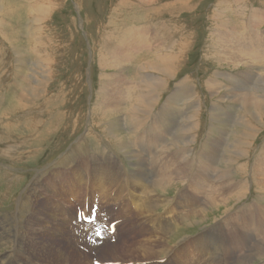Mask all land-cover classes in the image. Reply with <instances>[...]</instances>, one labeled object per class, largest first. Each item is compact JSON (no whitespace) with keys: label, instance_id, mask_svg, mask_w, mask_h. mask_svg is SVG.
I'll return each mask as SVG.
<instances>
[{"label":"rangeland","instance_id":"374dc122","mask_svg":"<svg viewBox=\"0 0 264 264\" xmlns=\"http://www.w3.org/2000/svg\"><path fill=\"white\" fill-rule=\"evenodd\" d=\"M31 2V10H26V7H22L28 4L26 0H0L1 264H28L24 257H20L18 260L15 259L14 255L4 257L5 254H9L13 250L12 239L16 237V234L21 239L27 237L28 234H26L25 229L29 235L33 230L38 229L40 236L37 239L49 242L50 238H46L40 233V228L45 229V224L38 218H44L48 214L54 221L48 225L47 230L53 236L51 241L58 245L59 253H63V250L68 253V259L66 262L62 254L56 259L55 253H53V255L41 257L39 262L44 264H92L95 258L105 262L113 260L112 258L142 257L140 254L136 255L134 252L127 251V247H125V251L117 250V252L113 251L115 248H110L100 257L89 252L91 242L83 237L84 226H78L72 222L76 219L77 208L85 207L79 204L71 196V193L65 194L66 190L63 187L64 184L71 186L70 182L75 183L77 176L75 177L73 171L80 167L78 163L82 159L88 158L94 162V158H109L110 165L111 162L120 161L125 166V171H129V168L135 167V153L140 148L137 154L143 158L142 164H148L147 175L152 177L155 173L156 178H162L160 177L162 162H165V159L162 158L163 154L159 156L156 149L149 147L147 140H150L152 135L149 131L150 128H148L149 124L135 127L129 118L130 110H127V114L114 115V120L110 121H107L110 118H101L98 112L97 95L100 94L99 90L102 87L100 86L101 77L108 79L116 74L112 67L104 68L102 65V68L101 62L113 63L118 60L116 56L121 44L118 37L121 34H138L143 45V54L140 55L141 61L137 58L131 61L128 66L124 63L122 69L127 66L130 73L132 75L136 73L137 76L145 72L142 79H146V76L154 79V75L165 78L167 75L165 73L161 75V72L158 71L141 70L139 64H145L146 60L155 59V63H159V59L170 61L172 62L171 67L177 69L175 75L165 80V86L157 92L160 95L155 108H153L156 117H159L160 112L165 109L164 106L172 92L178 90L180 92L182 88L180 83L183 79L187 81V86L184 87L186 92L189 95L193 93L197 98L196 103L201 104V111L197 112V108L194 106L196 103L191 104L189 100H179L176 105L181 101L182 106L178 105L180 106L179 109L173 108L172 111L174 110L175 113H172L171 116L166 115L168 119H178L180 123L184 120L192 123H189L194 127L192 131L190 130V134L194 135L193 137L196 139L193 142V151H189L192 158H196V154L201 148L207 149L205 145H209L213 136L216 137L220 125L213 120L212 112L224 115L233 114L234 123L236 122L238 125L233 123L234 126L232 125L229 130L221 133L222 137L224 135L230 141L227 149L226 143L223 144L221 154L226 152L229 154V150H232L234 155L230 156L229 159H227L228 156H225L223 161L218 163L221 169L217 170V173L224 171L229 173L231 178L249 182L252 162H254L257 152L264 145V116H260L258 112H255L251 117L245 116V112H242L243 108L239 103L230 104L226 99L222 101L218 97H212L206 85L211 80L225 87V82L230 83L227 78L224 79L225 76L234 80H242L239 72L243 71L244 68L237 69V67L227 63L215 61L210 47L213 38L218 33L216 29L218 25H221V28L224 26L225 31H227L223 35L229 36L239 29L241 32L245 31L251 35L241 38H245L246 41L250 40L253 45H260L259 38L264 42V22L259 27L260 30L253 27L255 32H250L248 30L249 18L246 15L252 10L254 13L263 12L261 19H264V0H32ZM37 5L47 6L44 8L46 10L49 8L48 13L43 15L41 12H35L34 8ZM32 14H36L35 18H40V21L37 20L34 23L36 28L32 26L30 21L32 19L30 17H33ZM222 18L223 20H221ZM36 29L43 31L44 37L39 39L38 44L35 41L36 38L40 37V34H36ZM150 33L155 34V47L149 49L145 39ZM125 48L133 51L137 49V46L126 44ZM16 53L24 54L23 57L28 55L31 59L30 63L27 65L20 64L21 62L18 61L20 57ZM164 57L165 59H163ZM39 58H42L49 73V75L45 74L46 78L43 79V84H38L36 82L38 80L32 81L30 78L29 68ZM256 68L258 70L256 71L260 73L259 78H262L264 68L260 69L258 63ZM25 73L29 75V79L24 76ZM258 73L255 76H258ZM27 85L30 87L28 89L36 90V95L28 92ZM23 96H28V99L23 98L24 106L16 105L14 100ZM214 103H216V107ZM234 104L236 105L233 106ZM185 107L188 108L185 109ZM13 109L16 110L12 111ZM177 111L179 113H176ZM114 123L115 126L112 127ZM230 131L231 134H228ZM120 133L123 135L118 142L115 135ZM136 136L139 138L135 139ZM233 143L236 147L233 146ZM122 144H125V149H122ZM166 144L169 147L172 143ZM108 153L114 158L110 157ZM226 161L230 162V168ZM243 163L246 164V169L245 165L241 166ZM176 165L171 168L164 167L163 172L168 173L171 169V172L174 173ZM204 168L203 166L201 169V175H192L191 179L194 181L198 178L204 180L207 185L206 188L213 190L217 181V167L208 176H203ZM54 174L51 182L58 192L57 195L47 194L45 196L33 192L35 182L49 180ZM126 178L127 173L124 172L119 179L120 182L122 181L120 185L107 183L106 186L110 192H117V195L119 194L118 191L120 192L122 189L127 192L130 200L124 201L121 207L125 208L124 213L129 212L130 217V215L139 212V207L137 208L135 207L136 204H132L134 201L130 198L128 189H119L125 186L123 181ZM89 181L91 183L97 182L95 177H90ZM148 184L151 185L152 182ZM239 188L240 185L236 184L229 190V194H233ZM38 189L41 187L38 186ZM249 189L244 191L241 201L236 203L234 208H230L226 214L222 211L224 212L227 207H230L229 205H223V208L220 209L210 206L205 212V218L199 217V220L191 218L193 223L179 227L178 231L172 234L169 244L174 245L176 243L172 247L173 249L168 254H163V256L154 259L178 258L177 255L181 252H176V250L183 248V244L196 237L198 233L214 228L217 222L225 221L224 219L229 215L237 217L248 214L250 210L247 213L244 210L252 203H255V206L257 203L264 205V194L255 186H251V183ZM176 191L177 193L183 191V188L169 186L166 189H158L157 194L161 195L162 198H167L177 194ZM88 193L89 198L87 199L89 201L93 197H98L97 190L91 189ZM32 195L39 197L37 203H35L37 198L36 200L31 199ZM233 203L234 201H231L229 204L233 205ZM131 204V209H127ZM103 205L105 210L109 209L106 202ZM51 207L55 212L54 214H51ZM34 208H36V214L33 213ZM158 211L168 212L163 205L158 208ZM29 217L31 218V225L27 223ZM132 222H138L139 226L146 225V220L141 219V217L135 220L132 217L130 223ZM18 224L21 227L19 231L16 230ZM72 224L74 229H70ZM119 228L122 230L121 227ZM224 228L230 231L229 227ZM77 229L82 232V236L76 237L75 230ZM128 229L125 228L124 231L126 237L128 236ZM2 234H5L7 239L4 240ZM212 235L214 234H210L209 237ZM183 237H187V240L181 242ZM74 238H79L80 243L76 244ZM228 243L229 240L227 245ZM189 247L182 250H187ZM239 247L242 249L243 244H240ZM77 248L81 253H84L82 258L78 256ZM41 249L43 248L41 247ZM21 250H24V247H21ZM26 250L33 253L31 246H28ZM228 257L229 251L225 255H214V258L219 261ZM33 260L37 261L34 258ZM200 261L201 259L197 258L192 263L199 264ZM209 261L211 259H207L205 263L208 264ZM233 262H237V260ZM251 264H264V257L252 260Z\"/></svg>","mask_w":264,"mask_h":264},{"label":"bare ground","instance_id":"6f19581e","mask_svg":"<svg viewBox=\"0 0 264 264\" xmlns=\"http://www.w3.org/2000/svg\"><path fill=\"white\" fill-rule=\"evenodd\" d=\"M26 1H28V4L22 7H26V10H29L31 8L32 0ZM44 7L46 8L47 6L37 5V7L34 8L35 12H41V14L45 15L46 12L48 13L49 8H47L46 10ZM10 11L11 9L9 10V12ZM6 12L7 14H9L8 10H6ZM261 14H263V12L254 13L253 10L246 14L248 16L247 18H249L248 30L250 32L254 33L255 31L253 30V27H255V29H259L261 24L264 22V19H261ZM35 15L36 14H32L33 17H30L32 18L30 21L32 22V26L34 28H36L34 25L35 21H40V18H35ZM51 15L53 14L51 13ZM221 20H223V18ZM221 23L223 22L221 21ZM216 29L218 33L213 38V42L210 47V51L211 53H213V59L215 61H220L225 64L227 63L228 65H232L235 68L237 67V69L243 67L244 70L241 69L243 71L239 72V74H241L240 78L242 80H234L225 76L224 79L227 78V80L230 81V83L225 82V87H222L221 85L209 80L206 85L208 92L212 97H218L222 101L223 99H226V101H228V103L230 104L239 103L243 108L242 112H245V116L247 115L248 117H251L255 112H258L260 116H264V75H261L262 78H259L260 73L257 72L258 67L256 68L257 63L259 64L260 69L264 68V42L259 38L258 41L260 45H253L250 40L246 41L245 38H241L242 36L251 35H248L245 31L241 32L239 29L229 36L223 35V33L227 32L225 31L224 26L223 28H221V25H218ZM35 32L36 34H40V37L36 38L35 41V43L38 44L39 39L43 37V31H37L36 29ZM259 33L263 34L262 32ZM141 40L142 39L138 34L119 35L118 41H120L121 44L119 52L116 56L118 60L113 63L101 62V67L102 65L104 68L112 67L115 70L116 74L110 76V78L108 79L101 77L102 80L100 81V86L102 87H100L99 90L100 94L97 95L98 98L96 97L98 103L97 106L101 118H110L107 121L114 120V115L117 116L119 115V113L125 114L127 110H130L131 114L129 118L131 119L135 127H139L142 125L146 126L149 124L148 128H150L149 131L152 134L150 140H147L149 147L156 149L157 155L160 156V154H163L162 158L165 159V162H162V174L160 175V177L162 178H156L154 175L155 173L152 177L150 175H147L146 168L148 167V164H142L141 160L143 158L140 157L139 154H137V152L141 148L135 153V167L129 168V171H125V166L121 164L120 161H117L116 163L111 162L110 165L109 158H94V162L87 158L82 159L78 163L80 167L73 171L75 177L77 176L75 183L72 184L73 182H70L71 186H66V184L63 185L66 190L65 194L71 193L72 195H70L79 204L84 205L86 199L89 198L88 192L91 189L97 190L99 199L102 201V203L106 202V205L109 208L106 210V212L111 215L113 219H111V217H109L108 215L106 216H108L111 221L119 219L121 220L120 225L118 226V235L115 233L113 236L115 237V241L109 242L101 235L100 238H96L94 242H91V249L89 252L97 257H100L105 254L110 248H115L113 251L117 252V250L125 251V247H127V251L134 252L136 255L140 254L142 255V257L136 256L135 258L112 259L115 261L133 262L134 264H144L145 262L150 263L152 261H164L163 263L159 264H193L192 261L197 258L201 259L199 264H206L205 262L207 259H211L208 264H221V262L222 264H251L252 260L264 257V205L260 203H257L256 206L254 205L255 203L249 205V207L244 210V212L246 213L250 210L248 214H243L237 217L230 215L228 216L227 214L228 217L224 219L225 221L217 222V226L215 225L214 228L206 229V231L203 230L200 234L198 233L196 237L189 239V241H187L182 246L183 248H187L188 246H190L187 250H182L183 248L176 250V252H181L177 255L178 258L154 259L155 257L163 256V254H168L173 249L172 247H174L176 244H169V240L171 239V236H173L172 234L176 233L179 227L185 226L187 223H193L191 218H195L196 220H199V217L205 218V212L208 211V207L211 206V208L217 207V209H220L223 205H229L230 207H225L226 209L224 210V212L222 211V213L226 214L230 208H234L236 203L241 201L244 191L250 190V183L251 186H255L260 190V192L264 194V145L257 152L255 160L254 162H252L253 164L250 167L251 179L248 180L250 183L247 181H242V179L238 180L236 178H231V175L229 173H225L224 171H219L220 173H217V170L221 169L218 166V163L222 162L225 156H228L227 159H229L230 156L234 155V152L232 150H229V154H227V152L223 155L221 154L223 144L226 143L225 146L227 149L228 143L230 142L225 138L224 135L222 137L221 133H223L224 131L226 132L232 127L234 123V116L232 113H227L226 115H224L217 112H212L213 120L216 121L218 125H220L217 130L216 137L213 136V138L209 142V145H205L207 149L201 148L198 151L200 153L197 152L196 158H192L190 155L194 149L193 142L194 140L196 141V139L193 137L194 135L192 136L190 134V130L192 131L194 128L189 124L191 122H186L184 120L180 123L178 122V119H168L166 115L171 116L172 113H175V111L173 110V112L172 109H179L180 106H182L180 104L182 100H189L191 104H195L197 98L193 93L189 95L188 92H186V89H184V87L187 86V81L186 79H183L180 83L182 87L180 89V92L179 90L177 92L173 91L164 106L165 109L160 112V116H155L153 108H155L160 95V93L158 94L157 92L160 88H163L165 86V80L175 75L177 69L176 67H171L172 62L170 61L159 59L160 62L155 63V59L150 61L146 60L147 62L145 61V64L137 63L139 64L141 70L144 69L158 71L161 72V75H164V73L167 74L166 77L163 78L160 75H154L153 78L155 80L147 76L146 79H142V76H144L145 72L142 75L138 74V76L136 73L132 75L129 71V67L127 66L130 65L131 61H134V59L138 58V60L141 61L140 55L143 54V45L141 43ZM145 42L147 44V47L149 46V49L155 47V34L150 33L149 36L146 37ZM126 44H135L137 46V49L133 51L126 50ZM16 55L20 57L18 58V61L21 62L20 64L22 65H27L31 61L28 55L27 57H23L24 54L22 55L20 53H16ZM25 58H27V60H25ZM163 59H165V57ZM124 63H126L127 66L122 69L124 67ZM29 69L31 80H38L36 81L38 84H43V79L46 78L45 74L49 75L47 66L44 65L42 58L35 60L34 64ZM257 73L259 75L255 76L257 75ZM24 76L28 77L29 79V75L27 73H25ZM28 88L30 87H28L27 85V89ZM28 92L36 95V90L34 89H28ZM25 94L27 93L25 92ZM186 94H188V96H185ZM181 95L185 97H182ZM99 96H102L103 98ZM23 98L28 99V96L19 97L18 99L14 100L17 103L16 105L24 106ZM179 100L181 101L176 105ZM236 104H234L233 106H235ZM215 105L216 103H214V106ZM194 106L197 108V112L201 111V104L196 103V105ZM187 108L188 107H185V109ZM14 110L16 109H13L12 111ZM176 113H179V111H177ZM184 115H186V113H184ZM148 118H150V120H148ZM236 124L237 123L235 122L234 125ZM194 125L196 124L194 123ZM113 126H115V123L112 124V127ZM159 130L161 132H158ZM228 134H231V131L228 132ZM122 135L121 133L119 135H115V138L118 139V142L120 141ZM226 137L228 138V135ZM138 138L139 136L135 137V139ZM166 143L172 144L167 147ZM233 146L236 147L234 143ZM124 147L125 144H122V149H125ZM108 155L110 157H113V155H111L110 153H108ZM234 158L237 157L234 156ZM226 164L230 168V162L226 161ZM175 165L176 167L174 168V173L171 172V169L168 173L163 172L164 167L171 168ZM244 165L246 169V164L243 163L241 166ZM203 166L205 167L203 176L210 175V173L214 171L215 167H217V181L215 186L213 187V190L206 188L207 185L205 184L204 180H200L198 178L196 181H194L193 179H191L192 175H201V169ZM247 168H249V166H247ZM124 172L127 173V178L123 181V185L125 186H122L119 189H128L129 196L134 201L132 204H136L135 207L137 208L139 207V212H136L134 215H130V217L128 215L129 212L124 213L125 208L121 207L124 201L130 200L127 192L122 189L120 192L118 191L119 194L117 195V192H110V190L106 186L107 183H114L116 184V186L120 185L122 181L120 182L119 179ZM54 176L55 174L52 175L49 180L46 179L44 181H40L39 183L35 182L33 185V192L44 194L45 196L47 194L57 195L58 192L51 182V179ZM90 177H95L97 182L91 183L89 181ZM238 181L240 182L237 183ZM151 182L152 184L149 185L148 183ZM236 184H239L240 188L230 195L229 190ZM38 186L41 187V189H38ZM169 186H174L179 189L183 188V191H178V193L176 191L177 194L172 197L166 198L164 196L166 199L157 194L158 189H166ZM36 198V195L31 196L32 200H36ZM38 201L39 197L37 198L35 203H37ZM231 201H234L233 205L229 204L231 203ZM132 204L127 209H131ZM46 205L49 206L47 203ZM162 205L164 206V208H167L168 212L158 211V208ZM51 210V214H54L55 212L52 207ZM33 213L36 214V208L33 209ZM173 214H175V216H173ZM132 217H134V220L139 217H141V219H145L146 225L139 226V221L130 223V219ZM38 218L45 224V229H43V227L41 226L42 228H40V233L46 238L49 237V242H43V239H41L42 241L37 239L40 236L37 231L38 229L35 231L32 229V232L29 230V232H31L30 235L25 229L26 234H28L29 236L27 235L26 238L21 239L20 236L16 234V237L12 239V253L10 252L9 254H5L4 257H7L8 255H14L16 260L20 259V257H24L25 259H27L28 264H44L42 262H39L38 260L41 259V257H45V255L50 256L55 253L56 259H58L60 257V254H62L63 258L67 262L68 253L65 250H63V253H59L58 245L51 241L53 236L47 231L49 228L48 225H50L54 221L51 219L49 214L44 218ZM27 223L31 225L30 217L27 219ZM119 227H121L122 230H120ZM224 227H229L230 231H227ZM20 228V224H18L16 230L19 231ZM125 228H129L127 237L124 235ZM88 234H90L89 230L85 231L84 235L81 231H78L76 233V237L83 235L84 239L88 240L87 238H85V236ZM210 234L214 235L209 237ZM4 235L5 234H2L3 239L5 240L7 239V236ZM186 238L187 237H183L180 241L182 242L184 240H187ZM228 240L229 243L227 245ZM74 241L77 244L79 242V238H74ZM240 244H243L242 249H240L239 247ZM28 246H31L33 248V253L27 252L26 248ZM21 247H24V250H21ZM41 247L43 249H41ZM228 251V258L221 261L214 258L215 254L225 255ZM77 253L78 256L82 258V254L84 253H81L78 248ZM17 256L19 258H16ZM33 258L37 261H34ZM1 259L2 258H0V260ZM235 260H237V262H233Z\"/></svg>","mask_w":264,"mask_h":264}]
</instances>
